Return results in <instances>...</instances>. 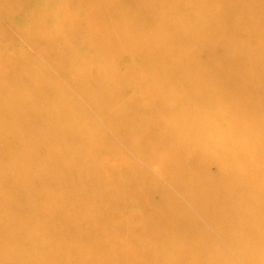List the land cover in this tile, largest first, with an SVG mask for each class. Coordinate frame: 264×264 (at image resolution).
I'll return each mask as SVG.
<instances>
[{"label": "bare ground", "instance_id": "bare-ground-1", "mask_svg": "<svg viewBox=\"0 0 264 264\" xmlns=\"http://www.w3.org/2000/svg\"><path fill=\"white\" fill-rule=\"evenodd\" d=\"M0 264H264V0H0Z\"/></svg>", "mask_w": 264, "mask_h": 264}, {"label": "rangeland", "instance_id": "rangeland-1", "mask_svg": "<svg viewBox=\"0 0 264 264\" xmlns=\"http://www.w3.org/2000/svg\"><path fill=\"white\" fill-rule=\"evenodd\" d=\"M194 48V47H193ZM211 49V45L210 44H207V43H203L201 44L197 49H195L194 51H191L189 52L190 55H192L194 57V55L196 56L195 52L198 53V55L203 58L204 60L211 62L212 59L214 58V52H212ZM194 54V55H193ZM44 58L47 57L46 54H43L41 52H37V58ZM45 67V69L41 72L42 74H47L46 73V70H49V72H53V71H58L60 69V67L62 66H56V65H53L52 64L50 65V67L46 66V65H43V68ZM73 72V71H72ZM77 72V71H76ZM3 87H7V85L5 83L2 84ZM228 103L223 107L225 109H228ZM110 137V139L113 141L114 145L123 150L124 149L122 148L121 144L114 138L113 135H108ZM118 144V145H117ZM183 149L185 150L186 149V146L183 147ZM125 153L128 157V159L133 162L135 165H137L139 168L149 172V173H153V169L152 167H148L146 165V163L142 160V158H140L141 156L136 153V152H133V151H126L125 150ZM183 154V158H184V164H183V168L189 170V175H193L194 173H196L197 175V172H196V168L198 167L199 163L200 165H204L205 162H206V156H205V153L202 152V157H198L197 156V153L194 152L193 148L191 147V151L189 150H186V151H183L182 152ZM200 154V153H198ZM199 165V167H200ZM210 171L212 173H216L217 170L214 171V169H210ZM200 172V171H199ZM199 176V175H197ZM182 188H185L183 184L180 185ZM161 187H162V190L167 193V194H173L174 195V190L172 188V186L169 184V183H161ZM79 189V188H77ZM178 201L180 203H183V200L182 199H178ZM203 232L205 233H209V230L207 229H201ZM212 236H214L213 233H211ZM68 242L71 244V243H75L76 242V237L75 236H72L70 237V239L68 240Z\"/></svg>", "mask_w": 264, "mask_h": 264}]
</instances>
